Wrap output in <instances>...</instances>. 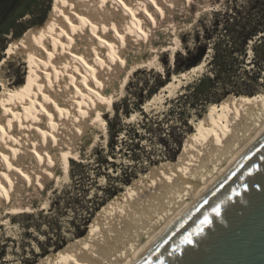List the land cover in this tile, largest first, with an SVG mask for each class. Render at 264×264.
<instances>
[{
	"label": "bare ground",
	"instance_id": "obj_1",
	"mask_svg": "<svg viewBox=\"0 0 264 264\" xmlns=\"http://www.w3.org/2000/svg\"><path fill=\"white\" fill-rule=\"evenodd\" d=\"M197 3L55 0L47 32L8 49L0 61V224L37 206L61 170L67 174L71 161L85 159L84 145L91 134L106 132L105 114L125 82L157 51L176 48V30L188 23L180 13H191ZM19 55L31 73L16 92L5 66ZM261 101L264 94L226 113L213 111L212 127L186 171L136 192L96 228L86 253L55 264H135L264 135Z\"/></svg>",
	"mask_w": 264,
	"mask_h": 264
},
{
	"label": "rangeland",
	"instance_id": "obj_2",
	"mask_svg": "<svg viewBox=\"0 0 264 264\" xmlns=\"http://www.w3.org/2000/svg\"><path fill=\"white\" fill-rule=\"evenodd\" d=\"M197 2L201 11L196 7L191 13H180V20L184 23L188 21L185 23L188 27L183 25L177 32L171 29L176 32L175 36L179 34L176 48L165 52L160 49L152 63L148 62L150 65L142 64L125 82L121 94L116 96L112 108L105 114L106 132L98 136L91 134L84 145L87 151L85 159L71 161L67 174L61 170L60 180L57 178L51 183L44 197H37V206L30 212H16L11 214L14 218L10 222L0 224V264H55L66 255L86 253L96 228L112 212L129 203L136 192L144 190L154 181L160 182L174 173L186 171L195 149L203 141L204 133L212 127L210 117L213 111L226 113L237 106L235 104L238 103L232 107L211 102L201 111H194L182 106L184 99L179 100L185 85L208 70L212 50L203 58L205 64L202 61V66L190 73L192 68L176 71L177 56L189 51L195 53L199 45L205 44L208 39L204 35V26H210L214 14L231 3L230 0ZM11 4L12 0L1 4L0 21ZM25 9H28L26 15L15 22L10 32L0 35V50L6 46L4 52L0 51L2 56H5L7 48L24 42L29 35L46 33L56 15L55 0H24L21 10ZM48 19L51 21L45 29L36 30ZM28 32V36L23 38ZM248 49L247 69L257 72L259 60L255 63L252 46L249 45ZM260 53L264 55L262 49ZM5 71L14 82L12 88L16 92L29 83L31 68L20 55L7 62ZM184 72L187 73L185 77L175 79V75ZM2 90L0 85V100L3 98ZM263 94L264 88L260 87L257 94L244 98L240 103L258 99ZM262 103L264 101H261V106ZM170 109L174 111L170 112ZM186 115L189 125L183 127L182 119ZM160 120L161 126H157ZM149 126L154 130L147 129ZM191 130L193 132H189ZM136 132L138 135H135ZM173 134L178 136L181 144L187 136L181 153L177 152L181 145H173L178 149L173 153L166 150L164 142L174 143ZM160 136H163L162 141ZM136 142L142 143L141 149L133 150ZM112 144H115L113 148Z\"/></svg>",
	"mask_w": 264,
	"mask_h": 264
},
{
	"label": "water",
	"instance_id": "obj_3",
	"mask_svg": "<svg viewBox=\"0 0 264 264\" xmlns=\"http://www.w3.org/2000/svg\"><path fill=\"white\" fill-rule=\"evenodd\" d=\"M135 264H264V135Z\"/></svg>",
	"mask_w": 264,
	"mask_h": 264
},
{
	"label": "trees",
	"instance_id": "obj_4",
	"mask_svg": "<svg viewBox=\"0 0 264 264\" xmlns=\"http://www.w3.org/2000/svg\"><path fill=\"white\" fill-rule=\"evenodd\" d=\"M5 1L0 0V6ZM230 1L231 3L224 10L214 14L210 26H204V35L208 39L206 43L199 45L195 53L189 51L185 55L179 54L176 58V71L182 72L202 64L203 58L209 54V50H212L207 63L208 70L197 79L187 83L184 92L180 94L179 100L184 99L181 102L183 107L201 111L211 102H218L215 103L218 106L230 105L233 107L244 103L245 101L240 103L244 98L257 94L260 87L264 88V55L260 53V49H262L264 54V0ZM23 5L24 0H12V4L0 21V35L8 34L14 27L15 22L26 15L28 9L21 10ZM50 21L49 19L44 21L36 27V30L45 29ZM29 32L23 38L28 36ZM33 34L26 37L24 41H28L35 36ZM251 41H254V43L250 44ZM249 45L252 46L255 63L259 60V70L257 72H251L246 66ZM5 48L6 46H2L0 51L4 52ZM3 57L4 55L0 54V61ZM222 97L225 98L221 100ZM169 111L172 112L174 109ZM144 116L146 117L147 114L144 113ZM188 122V115H186L182 119V126H188ZM151 124L153 125L154 122ZM158 125L161 126V120L157 122ZM147 129L154 130L151 126ZM161 130L162 127L159 128V131ZM189 132H193V130ZM135 135H138V132ZM172 136L174 143L167 144V142H164L166 150L173 153L178 150L176 147L181 145V148L177 151L181 153L187 136L182 144L178 136L175 137V134ZM160 140H163V136H160ZM114 145H111L112 148ZM173 145H176V147ZM141 148V142L133 144V150Z\"/></svg>",
	"mask_w": 264,
	"mask_h": 264
}]
</instances>
